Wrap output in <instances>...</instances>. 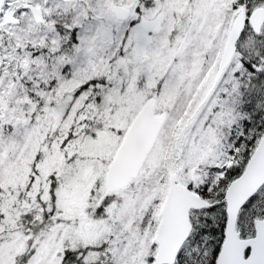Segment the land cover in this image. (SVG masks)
<instances>
[{
  "label": "snow or ice",
  "instance_id": "obj_1",
  "mask_svg": "<svg viewBox=\"0 0 264 264\" xmlns=\"http://www.w3.org/2000/svg\"><path fill=\"white\" fill-rule=\"evenodd\" d=\"M0 264H264V0H0Z\"/></svg>",
  "mask_w": 264,
  "mask_h": 264
}]
</instances>
